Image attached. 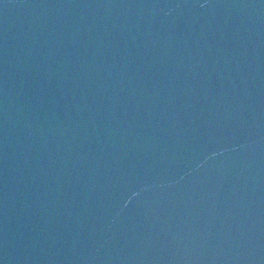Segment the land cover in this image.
I'll use <instances>...</instances> for the list:
<instances>
[{"label": "water", "instance_id": "1", "mask_svg": "<svg viewBox=\"0 0 264 264\" xmlns=\"http://www.w3.org/2000/svg\"><path fill=\"white\" fill-rule=\"evenodd\" d=\"M0 264H264V0H0Z\"/></svg>", "mask_w": 264, "mask_h": 264}]
</instances>
